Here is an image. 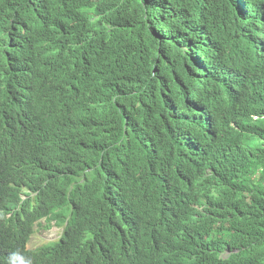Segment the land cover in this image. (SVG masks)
Here are the masks:
<instances>
[{
  "label": "trees",
  "instance_id": "obj_1",
  "mask_svg": "<svg viewBox=\"0 0 264 264\" xmlns=\"http://www.w3.org/2000/svg\"><path fill=\"white\" fill-rule=\"evenodd\" d=\"M17 1L0 264H264V0Z\"/></svg>",
  "mask_w": 264,
  "mask_h": 264
},
{
  "label": "rangeland",
  "instance_id": "obj_2",
  "mask_svg": "<svg viewBox=\"0 0 264 264\" xmlns=\"http://www.w3.org/2000/svg\"><path fill=\"white\" fill-rule=\"evenodd\" d=\"M62 228L63 226H57L55 221L48 223L45 218L39 220L34 226L33 234L28 243V248H35L57 240L62 233ZM186 262L189 261L186 260Z\"/></svg>",
  "mask_w": 264,
  "mask_h": 264
},
{
  "label": "clouds",
  "instance_id": "obj_3",
  "mask_svg": "<svg viewBox=\"0 0 264 264\" xmlns=\"http://www.w3.org/2000/svg\"><path fill=\"white\" fill-rule=\"evenodd\" d=\"M43 219H44V218H43ZM37 222H38V221H37ZM51 222H52V221H51ZM51 222H50V223H51ZM55 222H56L57 226H59V225H60V226H63V228H62V233H63L64 225L60 224L59 221H55ZM35 224H36V223H35ZM34 226H35V225H34ZM33 231H34V230H33ZM62 233H61V235H62ZM32 234H33V233H32ZM61 235H60V237H61ZM31 236H32V235H31ZM60 237H59V238H60ZM30 238H31V237H30ZM30 238H29V240H30ZM59 238H58V239H59ZM29 240H28L27 245H26V248H27L28 250H35V249H37L38 247H40V246H38V247H35V248H28ZM51 242H53V241H51ZM49 243H50V242H49ZM49 243H45V244H49ZM45 244H44V245H45ZM32 264H39V262H34V261H33Z\"/></svg>",
  "mask_w": 264,
  "mask_h": 264
},
{
  "label": "bare ground",
  "instance_id": "obj_4",
  "mask_svg": "<svg viewBox=\"0 0 264 264\" xmlns=\"http://www.w3.org/2000/svg\"><path fill=\"white\" fill-rule=\"evenodd\" d=\"M16 1H17V0H16ZM16 1L14 0V3H15ZM20 1H21V0H20ZM41 1H42V0H41ZM12 2H13V0H12ZM17 2H18V1H17ZM31 2H33V1H31ZM36 2H38V1H36ZM9 3H10V1H9ZM19 3H20V2H19ZM28 3H29V2H28ZM29 4H30V3H29ZM35 4H36V3H35ZM35 4H34V6L36 7ZM43 4H44V3H43ZM31 5H32V4H31ZM44 5H45V4H44ZM11 6H12V5L10 4V7H11ZM16 6H18V5H16ZM16 6H15V7H16ZM38 6H39V4H38ZM45 6L47 7V5H45ZM13 7H14V6H13ZM13 7H12V8H13ZM41 8H42V6L40 5V8H39L40 11L43 9V8H42V9H41ZM44 8H45V7H44ZM17 9H18V8H17ZM47 9H49V8H47ZM49 10H50V9H49ZM42 12H43V11H42ZM47 12H48V11H47ZM47 12H46L45 14H47ZM43 13H44V12H43ZM50 13H51V11L48 12V14H50ZM248 63H249V62H248ZM251 64H252V63H250V65H251ZM252 66H253V65H252Z\"/></svg>",
  "mask_w": 264,
  "mask_h": 264
}]
</instances>
